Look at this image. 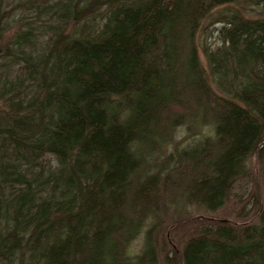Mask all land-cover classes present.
<instances>
[{
    "label": "trees",
    "instance_id": "trees-1",
    "mask_svg": "<svg viewBox=\"0 0 264 264\" xmlns=\"http://www.w3.org/2000/svg\"><path fill=\"white\" fill-rule=\"evenodd\" d=\"M235 2L264 4L0 0V264H157L165 193L215 211L254 158L264 182V16L217 13L199 52ZM257 205L189 218L167 259L264 264V186Z\"/></svg>",
    "mask_w": 264,
    "mask_h": 264
},
{
    "label": "rangeland",
    "instance_id": "rangeland-1",
    "mask_svg": "<svg viewBox=\"0 0 264 264\" xmlns=\"http://www.w3.org/2000/svg\"><path fill=\"white\" fill-rule=\"evenodd\" d=\"M232 9H240L249 17L264 16V4L257 7H250L246 4L235 2L215 7L213 9V15L211 16L213 18L203 20L198 33L199 52L203 64H206L202 50L203 46L208 45L216 47L220 45L217 39V30L221 27V23L215 22L216 18H219L217 13H222L223 11L228 12ZM187 136V131L179 128L174 140H184ZM250 169V175L248 177L241 178L236 182L226 203L215 211H205L194 205L186 204L181 207L180 212L178 204L171 201L173 200V194L171 195L169 192V194L165 193V198H163L165 210L162 213V218L160 219L162 224L158 226L154 233L158 251L157 264H174L170 263L166 256L167 254L173 256L174 249H177V252H179L185 242H187V240L194 235L198 223L190 222L189 218L191 217L199 218L202 215L213 219H228L235 223L256 221L257 203L263 195L264 186L260 170V161L257 158L253 159ZM142 241L143 234L140 235L136 241H134L132 246V250H134V252L140 251Z\"/></svg>",
    "mask_w": 264,
    "mask_h": 264
}]
</instances>
